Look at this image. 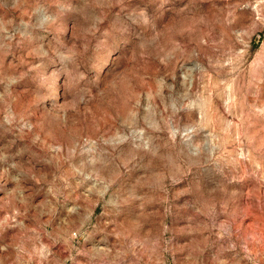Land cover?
<instances>
[{"label":"rangeland","instance_id":"rangeland-1","mask_svg":"<svg viewBox=\"0 0 264 264\" xmlns=\"http://www.w3.org/2000/svg\"><path fill=\"white\" fill-rule=\"evenodd\" d=\"M0 264H264V0H0Z\"/></svg>","mask_w":264,"mask_h":264}]
</instances>
